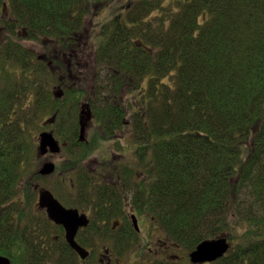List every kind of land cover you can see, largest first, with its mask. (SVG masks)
Listing matches in <instances>:
<instances>
[{
  "label": "trees",
  "instance_id": "trees-1",
  "mask_svg": "<svg viewBox=\"0 0 264 264\" xmlns=\"http://www.w3.org/2000/svg\"><path fill=\"white\" fill-rule=\"evenodd\" d=\"M94 1L102 0H0L1 55L22 70L0 96V254L12 264L71 260L45 215L19 198L34 163L35 119L55 115L73 165L102 139L121 157L110 167L111 191L98 196L102 218L123 216L129 200L190 251L227 234L230 249L212 264H264V0H130L95 47L88 91L77 72L92 52ZM19 33L54 45L55 56L36 58ZM49 76L63 98L48 89ZM84 101L101 130L89 143L80 140ZM131 230L121 252L140 235ZM43 237L52 253L40 249Z\"/></svg>",
  "mask_w": 264,
  "mask_h": 264
},
{
  "label": "rangeland",
  "instance_id": "rangeland-1",
  "mask_svg": "<svg viewBox=\"0 0 264 264\" xmlns=\"http://www.w3.org/2000/svg\"><path fill=\"white\" fill-rule=\"evenodd\" d=\"M172 1V0H167ZM130 0H102L100 2L94 1L93 3H90L91 10L89 11L88 16L86 17V24L89 26V35H90V41H91V48L92 52H89V58L85 62H81L83 64L82 68L78 67L77 75H79V81L83 85V89L89 91V84L90 80L95 75L94 67L95 65L92 63V61H89L93 57V52H95V47H99L101 44V40L103 39L101 37L102 33L104 32L105 26H108L115 20L117 17L124 16L126 13V10L129 6ZM99 34V37L96 38V36ZM21 33L18 34L20 36ZM8 36V32L3 28L0 30V96L2 92L5 91H11V86L7 82V79L11 82V75L12 78H15L12 72L19 71V67L13 66V63L11 61H7L4 59L1 55V50L3 48V45L5 44V39ZM13 41H17L14 39ZM19 42H21L26 48L30 49L36 58H39L41 60H44L47 62L48 57H54L56 48L54 45H46L43 42L34 41L32 39H27L26 34L21 35L19 37ZM46 47V48H45ZM16 65V64H15ZM88 66H90L88 68ZM18 73V72H17ZM11 74V75H10ZM16 80V79H15ZM50 84L48 86L49 90H55L54 88L58 87L59 85L55 84V81L51 79L49 76ZM23 84V80H22ZM55 92H59L57 89ZM64 97V95H63ZM25 100L21 98V104L24 106ZM88 103L86 101L82 102ZM81 110V109H78ZM79 115V114H78ZM52 117L50 115L43 117L42 119H35L36 127L38 129V132H42V128L45 127V123ZM92 125L93 122H92ZM91 125V127H92ZM97 125V124H96ZM40 127V128H39ZM47 127V126H46ZM55 129L54 125L49 124L48 130ZM40 130V131H39ZM45 130V129H44ZM93 130V131H92ZM101 130L97 128L96 126L93 128L87 129L88 138L91 136H98L99 132ZM37 133V132H36ZM103 141L100 142V145H96L93 151L88 153L86 160H83L82 162H77L83 164V166L86 165L88 168H94L96 165L95 163H101L104 161H110L111 156L113 155V151H108V146L111 147V144L102 139ZM112 148V147H111ZM116 148V147H115ZM71 150L68 152V150H64L61 154L55 155L54 157L46 156L41 158H36V162L32 163L27 169L26 174L23 178V184L29 185L34 184L35 186H38L39 188H50L52 191L60 194H67L71 189V177L75 178L76 175L73 171V169L69 168V165L71 163L73 164V160H75L74 157L71 155ZM112 150V149H111ZM37 151L35 152V155ZM117 157V156H116ZM107 158V159H105ZM121 157L118 156L116 159L119 160ZM129 159V160H128ZM124 162H133L135 159L133 156L131 157L130 154H127L125 157H123ZM46 161H53L57 167L58 171L57 173L48 178H34L33 173H37L39 168L46 162ZM75 163V162H74ZM97 164V165H99ZM113 164L111 163V166ZM78 166L74 165L73 167ZM76 170V169H75ZM66 178V179H65ZM77 180V179H75ZM137 180V178H136ZM23 185V186H24ZM23 190V189H22ZM23 194H25V191H22ZM33 201H31V206L33 208L34 203H37V190H35V194L33 192L32 194ZM131 197V195H129ZM126 205L127 210L130 209V203L128 202L124 204ZM130 211H133L130 209ZM135 215L138 218V224L140 228V235L137 237V240H135L131 245H129L127 248L123 249V252L118 256L120 257L119 260H116L115 264H166L165 261H167V264H192L190 259V254L193 251H190L184 247L178 246L175 243H173L167 236V234L160 230L158 227L155 226V224L152 222L151 218L147 215H139L136 212H134ZM239 231V230H238ZM237 231V232H238ZM116 233V231L110 230L108 232L109 238L115 237L113 236ZM223 237L228 239V235L224 234ZM105 237V236H104ZM214 240V239H211ZM110 241V240H109ZM104 246L107 245L108 237L104 238L102 243ZM113 242V241H111ZM101 243V245H102ZM161 252L159 254V257L154 253ZM97 257H94V264L97 263ZM164 262V263H162ZM47 264H52L50 260H48ZM87 264H90L87 263ZM93 264V263H92ZM212 264V263H208Z\"/></svg>",
  "mask_w": 264,
  "mask_h": 264
},
{
  "label": "flooded vegetation",
  "instance_id": "flooded-vegetation-1",
  "mask_svg": "<svg viewBox=\"0 0 264 264\" xmlns=\"http://www.w3.org/2000/svg\"><path fill=\"white\" fill-rule=\"evenodd\" d=\"M4 27L0 26V30H2ZM26 34V33H25ZM50 66L52 67V69L55 70V68H53L52 63L50 62ZM21 68H19L18 74H17V78L20 79V75H21ZM11 79L13 80V78L11 77ZM61 79V77H60ZM12 80L10 82L9 79H7V82L10 84H12ZM15 81V80H14ZM64 81V80H62ZM55 90H53V96L56 98H63V95H65V91L63 89V87L58 86L56 88H54ZM59 90V92H55L56 90ZM19 103V102H18ZM79 124H80V140L84 141V142H91L93 140V138L95 136H91L90 138H88V134H87V129L88 128H93V126L97 127L100 129V127L98 125H96L95 121H94V117L92 115V109L90 107V105L88 103H81L80 107H79ZM56 122V118L55 115L53 116L52 119H49L46 123H45V127L42 128V132H38L36 131V136H35V149L37 151V155L34 156V161L36 162V158H41V157H46V156H51L54 157L55 155H59L61 154L64 150L67 151V148L69 147V141L68 140H64L63 138H61L60 136H58L55 133V129L52 130H48V125L52 124L54 125ZM92 122H94L92 125ZM92 125V127H91ZM47 126V127H46ZM82 128H84V137L83 139H81V130ZM45 129V130H44ZM40 131V130H39ZM93 131V130H92ZM44 132H48L54 135L55 139L59 142L61 151L59 153H52L50 150L47 154L45 155H41L39 148H40V138L42 133ZM103 141V140H101ZM97 142V145H100V142ZM108 144H111V147L108 146V151L110 153V151H113V155L111 156L110 161H104L101 163H95L96 165L94 166V168H87L86 165L82 166L83 164L77 166L78 168H74L73 164L71 163V165H69L70 169H73V171L76 175L74 176L75 178L71 177L70 181V185H71V189L70 191L65 194L66 196H64V194H60V193H56L54 191H52L50 188H39L38 186H35L34 184H29L24 186L23 190L21 191H25V189H30L29 193L26 196V193L23 194L21 192L20 195V199H21V206L24 208L26 207L25 203H28L29 206H31V201H33V197L32 194L34 192L35 194V190H37V203H34L33 206V210L37 213H39L41 215V213H43L45 215V217L47 218L46 222H43L45 225L49 226L52 228V230H50L51 233H49V235L51 236L53 243L56 242L58 244V241H61L63 244L59 243L57 246H59V249H65L64 251L68 252L70 254V258L71 260H69L68 262H66L67 264H87L90 262V264H94V257H97V263L98 264H115L116 260H119L120 257L118 256V254H121V246H120V241H123V243H125L127 241V239L131 236L133 237V232L131 230V228L133 229V231L138 232L134 221H133V216L135 215V211H130V209L134 210L133 207L130 205V209L127 210L126 205L124 206V215L123 216H115L112 217L111 219H105L102 218L101 215H99V202H100V198H98V196H100L103 192L108 194L112 188H110V185L112 184V177L110 176V167L111 163H113V161L116 159V149L114 146L113 142L107 141ZM72 148V147H71ZM70 149V147H69ZM112 149V150H111ZM70 150H68L69 152ZM107 159V158H105ZM48 163H52L55 165V171L50 173V174H42L41 171L44 168V166ZM99 164V165H97ZM76 169V170H74ZM86 169L89 170L90 175V181H89V185H91L90 187L92 188H77L76 184H77V180H80V183L83 181V183L87 184L88 181L86 182V180L83 177H88L87 173H86ZM108 169V171H107ZM58 171V167L57 165L53 162V161H46L38 170L37 173H33L34 178H48V177H52L54 176ZM107 171V172H106ZM85 172V173H84ZM111 177V178H109ZM66 179V178H65ZM77 179V180H75ZM45 191H49L53 194V196L67 209H73V210H78L80 215H86L89 219V224L87 226H80L75 234V242L77 244L78 247L86 250L88 252V256L83 258L82 255L80 254V252L78 251L77 248H75L72 245V242H69L67 239V231L66 228L63 225H59L56 222H54L48 214V210L47 208H43L41 207L40 203H41V195L43 192ZM34 202V201H33ZM32 207V206H31ZM136 216V215H135ZM137 217V216H136ZM93 227V228H92ZM116 231V233L113 235L115 237H110L109 238V234L108 232L110 230ZM36 231V229H35ZM39 235H43L41 231H38ZM129 234V235H128ZM47 236V237H50ZM105 236V237H104ZM47 237L46 240H44L43 238H40L41 243L38 242V245H40V249L41 250H48V251H52L53 249H55L53 247V245L50 243H47ZM108 237V242L107 245L104 246L102 243L103 239ZM110 240V241H109ZM113 241V242H111ZM102 243V245H101ZM37 245V246H38ZM127 246L124 247L127 248ZM57 250V249H56ZM51 252V253H52ZM56 253V251H55ZM154 253L157 255V257H159V254L161 252H156L154 251ZM1 255V254H0ZM3 257H6L11 261V259L8 256L5 255H1ZM60 258V257H59ZM167 263V261H165ZM164 263V262H162ZM12 264V263H11Z\"/></svg>",
  "mask_w": 264,
  "mask_h": 264
},
{
  "label": "water",
  "instance_id": "water-1",
  "mask_svg": "<svg viewBox=\"0 0 264 264\" xmlns=\"http://www.w3.org/2000/svg\"><path fill=\"white\" fill-rule=\"evenodd\" d=\"M191 1V0H186ZM84 128L81 130V139H83ZM59 153L61 151L59 142L54 135L44 132L40 138V154L45 155L49 152ZM55 171V165L48 163L44 166L41 173L50 174ZM41 207L47 208L49 217L59 225H63L67 231V239L72 242V245L78 249L83 258L88 256V252L77 246L75 242V234L80 226H87L89 219L86 215H80L78 210L65 208L51 192L45 191L41 195ZM134 224L140 231L138 219L133 216ZM230 249L228 239L220 237L214 240H206L202 242L190 254L191 262L194 264L212 263L225 256ZM0 264H11L10 260L0 255Z\"/></svg>",
  "mask_w": 264,
  "mask_h": 264
}]
</instances>
